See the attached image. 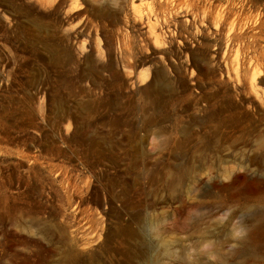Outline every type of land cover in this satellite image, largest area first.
Masks as SVG:
<instances>
[{
    "label": "rangeland",
    "instance_id": "obj_1",
    "mask_svg": "<svg viewBox=\"0 0 264 264\" xmlns=\"http://www.w3.org/2000/svg\"><path fill=\"white\" fill-rule=\"evenodd\" d=\"M264 264V0H0V264Z\"/></svg>",
    "mask_w": 264,
    "mask_h": 264
},
{
    "label": "bare ground",
    "instance_id": "obj_2",
    "mask_svg": "<svg viewBox=\"0 0 264 264\" xmlns=\"http://www.w3.org/2000/svg\"><path fill=\"white\" fill-rule=\"evenodd\" d=\"M145 264V263H144Z\"/></svg>",
    "mask_w": 264,
    "mask_h": 264
}]
</instances>
